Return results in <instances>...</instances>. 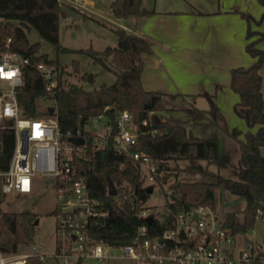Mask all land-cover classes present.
<instances>
[{
	"label": "trees",
	"instance_id": "obj_1",
	"mask_svg": "<svg viewBox=\"0 0 264 264\" xmlns=\"http://www.w3.org/2000/svg\"><path fill=\"white\" fill-rule=\"evenodd\" d=\"M61 4V0H0V49L3 48V40L10 36L12 48L30 58L31 63L23 66V83L17 91L19 103L26 115L49 113L39 102L44 83L33 62L42 60L53 65L59 128L61 131L81 128L85 139L80 144L79 153H73L72 162L84 177L89 194L98 201L97 210L106 212L103 216H90L88 219L87 230L93 241L114 246L129 242L135 235L137 226L143 222V218L137 217L136 212L144 208L143 204L151 193L146 190L147 184L137 162L128 153L119 152L115 148L112 135L116 130L115 115L120 109L129 110L136 124L137 142L130 145V150H141L158 162L155 184L160 189L168 183V192L164 193L167 214L162 220L153 215V221L148 224L152 234L173 227L175 215L180 211L200 205L212 210L215 206V192L219 187L245 199L242 218L236 217V211H227L220 224L232 234L253 228L257 216H264V156L260 151L264 144V98L261 93L262 75L259 71L264 50L255 45L257 39L247 43L248 50L256 56L254 62L231 69V86L240 96L234 110L244 118L248 126L240 137L235 127L227 125L212 94L207 92L204 94L213 116L194 102L184 107L189 113L186 118L162 112L165 108V92L145 88L141 82V52L151 50V42L146 36L135 32L115 28V44L99 49L92 45L78 48L103 63L105 56H111L120 68L116 70L112 82L85 88L80 83L67 81L63 77L66 72L65 64L57 57L48 56L46 52H37L39 42L29 41L26 33L32 25L58 49H66V46L59 43L58 35L60 17L66 13ZM109 7L115 16L120 17L152 11L142 6V0H110ZM243 14L250 17L247 13ZM262 35L261 33L259 37ZM72 64L75 69L78 68L77 60H73ZM88 100L95 104L87 105ZM99 113L105 115L111 133L101 142H96L93 133L84 128V123L92 115ZM187 123L213 124L236 139L239 149L236 178L221 174H217L214 181H184L176 178L178 167L170 165L169 160L172 158H219L217 135H195L187 128ZM62 139L66 140V136L63 135ZM13 145V128L0 127V169L6 167ZM172 175L175 178L169 181ZM109 179L116 189L114 195L108 192ZM1 201L2 196L0 203ZM53 212L56 213V209ZM36 215L32 210L8 212L0 207V223L12 234L10 243L1 241L0 247L5 251L15 252L18 244L29 241ZM258 247L253 264H262L264 261V234ZM56 251H60V245L56 247ZM81 261L82 258L78 257L75 264H81ZM26 264H43V261L38 256H31L26 259Z\"/></svg>",
	"mask_w": 264,
	"mask_h": 264
},
{
	"label": "built area",
	"instance_id": "obj_2",
	"mask_svg": "<svg viewBox=\"0 0 264 264\" xmlns=\"http://www.w3.org/2000/svg\"><path fill=\"white\" fill-rule=\"evenodd\" d=\"M76 2L87 5L92 0ZM29 63L30 58L12 48L11 37L7 36L0 49V127L13 128L14 145L6 167L0 169V196L29 193L33 189L34 176L51 177L57 197L58 228L76 242L73 246L65 245L58 254L66 264L70 263V257L104 258L102 242L93 241L87 224L90 216H103L106 212L97 210L98 201L89 194L84 177L72 162L73 153H79L80 144L68 140L69 136L83 133L80 127L74 131L60 130L54 98L55 70L52 64L42 60L33 62L43 78L44 90L40 97L51 100L50 103H42V108L47 109L52 104L54 109L48 114H24L17 91L23 83V66ZM115 122L116 130L112 136L116 150L128 153L137 162L144 181L154 187L158 162L141 150H130V145L137 142L132 113L127 109L118 110ZM88 123H91V129L87 127ZM84 128L93 133L96 142H101L111 133L102 113L92 115L84 123ZM63 135L66 140L62 139ZM62 141L68 144H62ZM205 210L210 209L200 205L180 211L175 215L173 227L152 234L144 221L150 214L148 209H139L136 215L143 218V222L137 226L129 242L119 245L122 255L136 259L138 264H253L256 256L254 246L248 244L237 254L227 253L223 245L232 241L233 234L219 222L215 224L214 216L207 223L203 217ZM193 214L197 217L194 218ZM31 256L43 257L37 253L9 252L0 247V264H26V259Z\"/></svg>",
	"mask_w": 264,
	"mask_h": 264
},
{
	"label": "crops",
	"instance_id": "obj_3",
	"mask_svg": "<svg viewBox=\"0 0 264 264\" xmlns=\"http://www.w3.org/2000/svg\"><path fill=\"white\" fill-rule=\"evenodd\" d=\"M70 1L73 2V7H85L91 15L94 13L105 18L103 20L92 15L111 30V35L108 33L104 38L105 41L108 40L107 45H112L117 37L115 28L144 35L150 40L151 50L141 52V82L145 88L165 92L164 101L165 98H183L198 103L199 99L203 101L202 98H207L205 92L210 93L227 125L235 127L238 135L243 136L248 126L244 118L234 110L240 96L231 86V69L237 65L247 66L256 59L247 48L250 40L257 39L255 45L264 50V0H142V6L152 9L151 12L131 13L121 17L111 12L110 0H92L87 5L79 4L76 0ZM103 3L105 8L107 6L106 9L101 7ZM261 33L263 35L260 38ZM259 71L262 75L261 93L264 98V58ZM168 106L172 108L179 105ZM189 129L195 135H217L219 158L201 160L213 163L214 176L221 174L228 177L223 173V166L237 167L239 162L236 139L226 131L198 134L192 128ZM260 151L264 156V144ZM211 161L216 162L214 164ZM229 197L227 200H231L237 209H227L224 214L233 210L236 211V217L240 214L241 219L245 199L231 193ZM214 210L216 211L215 206ZM214 217L219 223L223 218L218 219L217 215ZM260 217L262 220L250 233L252 240L247 241L246 246H259L262 242L264 217ZM223 246L229 254H237L246 247H236L234 234L232 241Z\"/></svg>",
	"mask_w": 264,
	"mask_h": 264
},
{
	"label": "rangeland",
	"instance_id": "obj_4",
	"mask_svg": "<svg viewBox=\"0 0 264 264\" xmlns=\"http://www.w3.org/2000/svg\"><path fill=\"white\" fill-rule=\"evenodd\" d=\"M62 7L66 11L59 20V43L66 46V49H58L55 44L45 39L40 35L38 30L30 25L26 30L29 41H38L39 47L37 52H46L50 57H57L60 62L65 64L66 72L63 73V77L67 81H72L82 84L85 88H92L98 86L102 82H112L116 76V70L120 68L114 63L111 56L104 57V63L99 60L93 59L85 51L79 50V47H86L92 45L95 48H103L108 44V40L105 41V37L108 33L111 35V30L101 21L95 19L92 15L105 20L101 15L92 14L85 7H73L70 0H61ZM105 8L104 3L101 6ZM116 43V39L113 44ZM112 44V45H113ZM73 60H77L78 68L75 69L72 64ZM40 105L50 103L48 98H39ZM190 99V98H189ZM204 99V100H203ZM164 100V98H163ZM195 103L200 109L205 111L208 115L213 116V111L210 107L208 99L202 98ZM193 101H187L183 98L170 99L165 98V108L162 109L164 113H172L177 118H186L189 116L188 111L180 106H188ZM43 103V104H42ZM173 104H177V107H169ZM170 111V112H169ZM187 128H192L198 134H208L203 132L217 131L224 133L220 127L213 124H199L191 125L186 124ZM87 127L91 129V123L87 124ZM213 134V133H212ZM207 136V135H205ZM62 144H68L67 141H62ZM215 162L216 161H211ZM220 162V161H219ZM171 166H177L179 168L176 178L184 181H214L216 176L213 175L212 168L213 163L209 161H202L201 159H187V158H172L169 160ZM222 165V163L220 162ZM215 169H213L214 171ZM223 173L230 178L237 177L236 166L232 167L227 165L223 166ZM174 175L171 176L169 181L174 179ZM145 184H148L145 181ZM168 192V183H165L162 189L158 184H154V188L151 191L149 197L144 202V207L148 209L150 214H153L158 219H164L167 214L166 199L164 193ZM230 193L223 187H219L215 192V207L212 210H205L203 217L207 223L211 222L213 216L217 215L218 219L224 216V211L227 209L236 210L237 206L232 204L231 200H227ZM57 203V197L55 192L54 181L51 177L46 175H39L33 177V189L26 194H8L2 196L0 207L3 211L14 212L21 210H32L37 215V223L33 225V234L29 241L20 243L16 247V253H37L42 255L43 264H66L64 258L60 256L56 251V247L60 245V250L65 245L73 246L76 244L73 240L69 239L68 234L64 233L59 225V217L53 212ZM240 213V212H239ZM264 217V216H263ZM240 219V214L237 215ZM256 218L253 228L249 231L238 232L234 234L237 246H246L247 241H251L250 233L259 226L261 218ZM264 219V218H263ZM257 222V225H256ZM215 224H218V220H215ZM12 239V234L5 226L0 223V242H9ZM231 245V243H229ZM105 249L104 258H82L81 264H138L136 259L123 256L121 248L119 246L108 245L102 243ZM259 250L258 244L254 245V251ZM69 264H75L76 258L70 257ZM148 264V263H141ZM264 264V261L262 262Z\"/></svg>",
	"mask_w": 264,
	"mask_h": 264
},
{
	"label": "water",
	"instance_id": "obj_5",
	"mask_svg": "<svg viewBox=\"0 0 264 264\" xmlns=\"http://www.w3.org/2000/svg\"><path fill=\"white\" fill-rule=\"evenodd\" d=\"M91 104H95L94 101H91V100H88L87 101V105H91ZM53 109H54V106L52 104H49L47 106V110L48 112H53ZM84 136L83 135H77V136H69L68 137V140L73 142V143H76V144H81L84 142ZM146 190L147 192H151L153 190V185L152 184H148L146 186ZM108 192L109 194L111 195H114L116 193V189H115V186L113 184V182L109 179L108 181ZM193 217L196 218L197 215L196 214H193ZM144 221L147 223V224H150L152 221H153V216L151 214L147 215L145 218H144ZM37 223V218L34 220L33 224H36ZM181 236H183V233L181 232L180 233Z\"/></svg>",
	"mask_w": 264,
	"mask_h": 264
}]
</instances>
